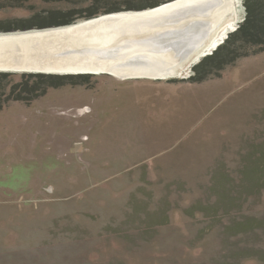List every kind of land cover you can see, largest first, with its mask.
Instances as JSON below:
<instances>
[{
    "label": "rangeland",
    "instance_id": "374dc122",
    "mask_svg": "<svg viewBox=\"0 0 264 264\" xmlns=\"http://www.w3.org/2000/svg\"><path fill=\"white\" fill-rule=\"evenodd\" d=\"M233 1L168 75L89 73L3 104L0 264H264V49L202 63L243 21Z\"/></svg>",
    "mask_w": 264,
    "mask_h": 264
},
{
    "label": "bare ground",
    "instance_id": "6f19581e",
    "mask_svg": "<svg viewBox=\"0 0 264 264\" xmlns=\"http://www.w3.org/2000/svg\"><path fill=\"white\" fill-rule=\"evenodd\" d=\"M233 2L172 0L77 24L0 33V70L168 75L187 58L189 47H196L220 24Z\"/></svg>",
    "mask_w": 264,
    "mask_h": 264
},
{
    "label": "trees",
    "instance_id": "16d2710c",
    "mask_svg": "<svg viewBox=\"0 0 264 264\" xmlns=\"http://www.w3.org/2000/svg\"><path fill=\"white\" fill-rule=\"evenodd\" d=\"M49 5L36 9L32 0H0V10L9 8H24L27 16L16 17L8 25L6 20H0V31L41 29L69 25L77 22L76 19H87L101 14L124 11L108 6V0H40ZM110 4L112 1L109 0ZM172 0L154 4L152 7ZM246 14L243 21L230 32L223 43L210 54L203 64L214 62L226 53H236L242 45H261L264 49V0H244ZM144 8V7H143ZM151 8V7H149ZM146 9V8H145ZM126 11V10H125ZM247 55L242 53L239 55ZM209 60V61H208ZM89 73L81 74H52L43 72H22L21 79L13 82L12 72L0 71V108L9 101L30 102L45 93L49 87H57L65 83L83 84Z\"/></svg>",
    "mask_w": 264,
    "mask_h": 264
},
{
    "label": "water",
    "instance_id": "95a60500",
    "mask_svg": "<svg viewBox=\"0 0 264 264\" xmlns=\"http://www.w3.org/2000/svg\"><path fill=\"white\" fill-rule=\"evenodd\" d=\"M10 32V31H9ZM12 32H17V31H12ZM0 33H8V32H0ZM0 71H3V70H0ZM11 72H14V71H11ZM22 72H41V71H22ZM43 73H49V72H44L42 71ZM82 72L80 73H64V74H81ZM53 74V73H52ZM91 74V73H90Z\"/></svg>",
    "mask_w": 264,
    "mask_h": 264
}]
</instances>
